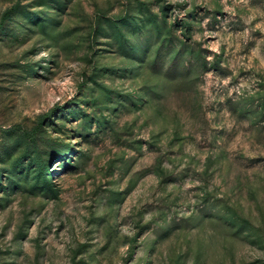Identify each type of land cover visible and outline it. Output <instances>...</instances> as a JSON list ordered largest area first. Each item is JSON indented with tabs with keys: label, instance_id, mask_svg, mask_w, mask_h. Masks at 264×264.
<instances>
[{
	"label": "rangeland",
	"instance_id": "374dc122",
	"mask_svg": "<svg viewBox=\"0 0 264 264\" xmlns=\"http://www.w3.org/2000/svg\"><path fill=\"white\" fill-rule=\"evenodd\" d=\"M0 264H264V0H0Z\"/></svg>",
	"mask_w": 264,
	"mask_h": 264
},
{
	"label": "trees",
	"instance_id": "16d2710c",
	"mask_svg": "<svg viewBox=\"0 0 264 264\" xmlns=\"http://www.w3.org/2000/svg\"><path fill=\"white\" fill-rule=\"evenodd\" d=\"M8 13H9V12H7V13L5 14V16H7V15H8ZM46 183H48V182H46Z\"/></svg>",
	"mask_w": 264,
	"mask_h": 264
}]
</instances>
